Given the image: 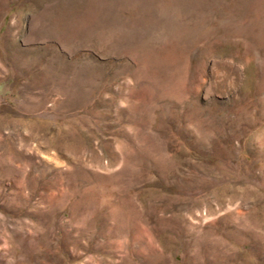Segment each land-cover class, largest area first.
<instances>
[{"label":"rangeland","instance_id":"374dc122","mask_svg":"<svg viewBox=\"0 0 264 264\" xmlns=\"http://www.w3.org/2000/svg\"><path fill=\"white\" fill-rule=\"evenodd\" d=\"M0 264H264V0H0Z\"/></svg>","mask_w":264,"mask_h":264}]
</instances>
